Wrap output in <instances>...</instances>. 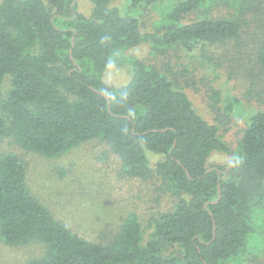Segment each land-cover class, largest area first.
I'll return each mask as SVG.
<instances>
[{
  "label": "trees",
  "instance_id": "obj_1",
  "mask_svg": "<svg viewBox=\"0 0 264 264\" xmlns=\"http://www.w3.org/2000/svg\"><path fill=\"white\" fill-rule=\"evenodd\" d=\"M77 1L1 0L0 137L48 158L99 138L120 155L124 174L143 178L152 171L149 152L159 154L156 172L178 200L153 217L148 238L133 212L110 241L96 242L58 218L32 191L25 160L4 151L0 239L45 245L43 256L23 264H264V110L232 149L183 81L127 53L147 43L153 57L182 49L218 65L216 48L235 53L250 38L256 74L249 80L262 82L264 0H130L125 11L91 0L90 15ZM153 7L161 28L143 31L139 13ZM111 66H128L130 80L107 82ZM215 151L240 162L225 174L210 164Z\"/></svg>",
  "mask_w": 264,
  "mask_h": 264
},
{
  "label": "rangeland",
  "instance_id": "obj_2",
  "mask_svg": "<svg viewBox=\"0 0 264 264\" xmlns=\"http://www.w3.org/2000/svg\"><path fill=\"white\" fill-rule=\"evenodd\" d=\"M77 2L79 11L90 15L91 0ZM113 4L125 11L129 9L130 0H113ZM143 9L139 13L142 30L154 32L161 28L157 8ZM219 10L227 12L224 7H218L215 12ZM255 25L257 27V23ZM254 44L250 38L241 41L235 45L240 50L235 53L216 48L218 65L205 64L199 53L182 49H171L165 55L153 57L147 43L127 53L145 62L156 63L170 77L183 81L185 87L182 90L195 109L218 125L219 134L235 149L251 116L264 110V81H250V75L256 74L248 56L254 54ZM168 62L170 66H164ZM171 67L177 74H171ZM130 76L128 66H111L104 78L121 86L130 80ZM9 87L7 78L3 85L5 95ZM212 89L219 92V99H211ZM228 103H232L230 111L226 108ZM4 151L14 152L25 160L32 191L58 218L80 235L96 242L110 241L133 212L138 215L148 238L153 217L171 210L178 200L165 190L164 182L156 172L161 155L153 152H149L152 171L148 178H143L124 174L120 155L99 138L73 147L60 157L48 158L22 148L11 137L1 136L0 153ZM232 159L231 154L215 151L209 161L210 164L223 165V172L227 174L233 167ZM44 251L45 245L36 242L14 246L0 239V264H23L43 256Z\"/></svg>",
  "mask_w": 264,
  "mask_h": 264
},
{
  "label": "clouds",
  "instance_id": "obj_3",
  "mask_svg": "<svg viewBox=\"0 0 264 264\" xmlns=\"http://www.w3.org/2000/svg\"><path fill=\"white\" fill-rule=\"evenodd\" d=\"M240 160L238 158H234V163H239Z\"/></svg>",
  "mask_w": 264,
  "mask_h": 264
},
{
  "label": "water",
  "instance_id": "obj_4",
  "mask_svg": "<svg viewBox=\"0 0 264 264\" xmlns=\"http://www.w3.org/2000/svg\"><path fill=\"white\" fill-rule=\"evenodd\" d=\"M219 198H220V196H219Z\"/></svg>",
  "mask_w": 264,
  "mask_h": 264
}]
</instances>
